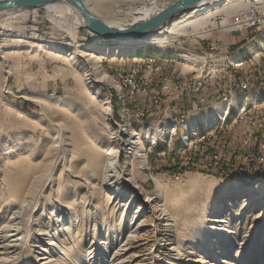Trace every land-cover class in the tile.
I'll list each match as a JSON object with an SVG mask.
<instances>
[{
  "label": "rangeland",
  "instance_id": "obj_1",
  "mask_svg": "<svg viewBox=\"0 0 264 264\" xmlns=\"http://www.w3.org/2000/svg\"><path fill=\"white\" fill-rule=\"evenodd\" d=\"M37 12L35 18L29 14L20 23L25 32L9 26V31L0 34V55L3 56L0 57V228L7 221L20 228L13 238L16 240L12 241L17 246L5 264H41L43 259L40 258L49 255L44 250H52L54 256L62 257L50 243L60 245L61 251L64 248L81 250L85 259L83 264H89L87 252L94 249L91 244L95 243L101 252H105V247L108 249L104 256L108 260L117 244L105 240L104 233L119 232L123 213L122 209L115 212L109 207L110 192L99 186L98 172L89 159L93 152L102 149L105 144L102 138L108 132L102 105L93 97V89L84 82L82 75L73 71L74 67L64 60V56H52L47 48L40 52L37 46L28 44L34 27L36 39L43 41L38 42L41 45L54 36L44 10L39 8ZM78 32L80 37L89 36L85 28ZM242 35L244 33L233 37L232 42L241 41ZM55 36L69 40L63 31ZM181 37L161 45L144 44L131 51L123 48L118 54L120 50H117L115 57L99 54L102 73L117 82L120 74L141 65L142 61H161L159 56L170 59V65L166 67L172 69L175 64L183 63L179 60L180 48L191 49L190 46L196 45L193 36L185 42ZM179 41L182 44H178ZM95 42L113 48V42L118 41L99 38ZM204 59L208 61L210 57L204 56ZM139 69L144 81L146 73L142 66ZM256 84L255 87L259 85ZM160 85V74L154 73L153 81L144 85L145 93L133 100L128 99L124 90L123 105L118 107L113 102L111 107L112 121L123 129L122 139H131L132 133L137 132L136 136L143 141L147 167L138 177L146 174V178L143 182L138 178L139 183L145 192H149L154 186L151 175H164L163 186L169 207L181 221L197 220L204 231L206 244L218 253L219 259L237 258L244 264H264V190L246 191L232 186L234 181L247 186L255 181L264 182V174L250 172L246 176L232 177L238 171L230 172L229 176L208 169L209 173L190 169L193 158L195 164L206 169L199 162L201 152L194 146L191 149L184 147L182 142L185 131L181 122L184 119L187 123L182 116L190 115L192 109L188 112L186 108L181 117V113L174 114L171 106L175 100L168 95L163 96L167 98L163 101ZM105 93H114V88H107ZM153 95L155 98L160 96L157 102ZM208 101L217 102L218 94L209 97ZM203 108L199 105L196 111ZM57 122L62 125H56ZM230 123L235 124L236 119ZM166 126L175 127L173 135H170L172 130L169 133L162 130ZM198 127L200 129V125ZM216 129L217 126L212 131ZM151 137L156 139L155 143L151 142ZM157 149H160L159 153ZM166 153L175 156V163L167 162ZM175 164L177 170L166 169ZM202 175L204 178L200 177ZM64 205H70L71 210H64ZM137 206L136 202L128 208L126 223L135 220ZM14 213L19 218L13 221ZM146 215L145 211L141 218L145 219ZM63 228L67 231L63 232ZM66 236H71V241ZM113 237L118 240V235ZM183 240L179 244L185 249L182 261L165 259L161 255L155 264H218L201 249L194 252L191 244ZM105 241L109 244L101 243ZM160 242L164 247V241ZM144 263L149 264L148 260Z\"/></svg>",
  "mask_w": 264,
  "mask_h": 264
},
{
  "label": "bare ground",
  "instance_id": "obj_2",
  "mask_svg": "<svg viewBox=\"0 0 264 264\" xmlns=\"http://www.w3.org/2000/svg\"><path fill=\"white\" fill-rule=\"evenodd\" d=\"M80 1L91 13L98 16L107 25L123 29L152 17L174 0ZM244 5L242 0H201L189 10L174 15L173 18L167 20L162 26L156 28L147 36L135 40H117V43L113 42V48L95 42L99 38L103 41L102 37L85 27V20L79 9L67 0L47 2L34 7L24 6L0 10V34H2L5 30L9 31V26H14L16 30L21 28L19 30L22 33L25 32L24 26H21L20 23L25 21L29 14H32V17L35 18L38 13L37 10L42 8L52 24L54 36L44 42L45 45H41L38 42L43 41L36 39L37 34L32 30L35 29L34 27L31 28L30 36L28 37L31 41L28 44L34 47L37 46L40 52L47 48L52 56H64V60L74 67L73 71L82 75L84 82L89 85L90 89H93V97L97 98L102 105V116L108 126V132L102 138V142H105L102 145V149L99 152H93L89 159L95 165V171L98 172H95V174L97 173L99 176V186L110 192L108 196L109 207L115 212L122 209L121 219L123 225L118 229V233L116 230H111L109 233L105 231L104 233L105 240H109L110 244H117V248L110 254L108 260L107 258L105 260L104 257L108 249L105 247V249L103 248L105 252H101L97 247L99 245L94 243L91 244V248L95 246L94 249H89L87 252V255H89L86 260L89 261V264H133V262H135L134 264H146L144 263L146 260H148L149 264H155V260H158L161 255L165 259L182 261L183 256H185L183 245H179L182 238L191 244V249L194 252L201 249L207 254V257L215 260L218 264H238V261L240 264H244L237 258L232 260L219 259L218 253L210 245L206 244L204 231L201 225L196 222L197 220L184 222L177 219L176 214L167 202L168 198L165 195L163 186L164 175H151L154 184L153 189L149 192L144 191L143 185L138 180L140 178V181L143 182L146 178V174L138 177L141 170L147 167V156L143 141L136 136L137 132L132 133L131 139H122L121 131L123 129H119L120 126L112 121V103L114 102L118 107L120 104L123 105L126 85H124L122 79L114 82V80L111 81L107 75L102 73L100 65L102 58L99 55L104 54L109 57L110 55L115 57L117 50H120L117 52L118 54L123 52V48L131 51L144 44L161 45L175 40L178 36L191 37L196 35L204 37L210 29L209 27L214 25L216 15L222 14L227 17L238 8L244 7ZM80 28H85L89 36L80 37L78 32ZM60 31H63L68 36V41L55 36V33L58 34ZM180 49L182 52L179 60L183 62L184 66L193 69L201 77H209L214 75V73L228 69V67L237 68L239 65H244L246 62H251L255 58L264 56V35H255L252 40H246L240 46L232 47V51H224V54L220 55L208 56L207 53L196 49H184L182 47ZM204 56L210 57V60L206 61ZM0 57L2 58L3 56L0 55ZM158 60L170 62V59H162L160 56ZM5 72L8 73L7 70ZM256 85L255 83L251 87L248 82H239L237 87H232L231 93L218 94L217 102L207 103V100L202 101L200 106L204 107L203 109L196 111L197 106H194L190 115H183L182 117H185L189 124L188 126L184 119L181 122L185 131L182 137L184 147L187 148L194 143H204L208 136H212L220 130H226L227 121L230 123L236 119L237 122L243 119L245 112L256 109L259 106L261 107V112H259L258 130L264 131V84H259L255 87ZM109 87L114 88V93H109L108 95L105 92ZM121 110H124V108ZM182 114H180V117ZM56 125H62V122H57ZM215 126H217V129L212 131ZM149 128L148 126V130ZM162 130L168 133L172 130L170 135H173L175 127L172 129V127L166 126ZM206 132L207 134L204 135ZM151 138V142L155 143L156 139L154 137ZM123 151L125 153L121 158ZM259 174H264V172ZM203 176L200 177L204 178ZM232 186L233 188L242 187L246 191L253 189L264 190V182L262 181H255L251 186L234 181ZM247 195L249 196L250 194ZM136 202L138 206L135 213L137 212L138 215L134 221L131 219L126 223L127 210ZM64 210L69 212L71 210L70 205H64ZM145 211L148 215H146L145 219H142L141 217ZM11 218L14 221L19 218V215L14 213ZM108 227L109 225L106 230ZM65 230L66 228L62 229L63 232L67 231ZM19 232L20 228L11 221H7L1 226L0 264H5L8 257H10L8 255L16 248L17 245L12 243V241L16 240L13 238ZM116 235H118V240L113 239V236ZM66 238L71 241V236H66ZM160 241H164V247L161 246ZM61 243L65 242L62 241ZM101 243L109 244L107 241ZM50 244L56 250L58 249V253L62 254V257L59 255L54 256L52 250H44L49 255L40 258L43 259L41 264H83V260L85 262L81 255V250L73 249L68 251L64 248L65 250L61 251L59 249L60 245H57V243ZM145 255L147 258H144ZM101 256L104 258L102 259ZM259 264L261 263L259 262Z\"/></svg>",
  "mask_w": 264,
  "mask_h": 264
},
{
  "label": "built area",
  "instance_id": "obj_3",
  "mask_svg": "<svg viewBox=\"0 0 264 264\" xmlns=\"http://www.w3.org/2000/svg\"><path fill=\"white\" fill-rule=\"evenodd\" d=\"M242 3L244 7L227 17L216 15L214 25L209 27L204 37L193 36L196 45L190 48L207 53L208 56L220 55L224 51H232V47L240 46L246 40H252L255 35H264V0H242ZM242 33L241 41L232 42L233 37H240ZM181 38L185 42L188 37ZM178 44L182 43L179 41ZM140 63L119 75L126 85L128 99L134 100L145 93L144 85L153 81L154 73H159L161 96H173L175 102L171 108L176 115L183 113L186 108L202 105V101L216 94L231 93L232 87H237L239 82L264 84V56L237 68L228 67L209 77H201L183 64H175L174 68L167 69L170 62ZM141 66L146 73L144 81L140 77ZM159 97L154 101L157 102ZM163 98V101L167 99ZM259 112L261 109L258 107L248 110L243 119L235 124L227 123V130H220L208 136L204 143H197L195 148L201 152L199 162L203 167L224 175L243 168L254 174L264 172V131L258 130Z\"/></svg>",
  "mask_w": 264,
  "mask_h": 264
},
{
  "label": "water",
  "instance_id": "obj_4",
  "mask_svg": "<svg viewBox=\"0 0 264 264\" xmlns=\"http://www.w3.org/2000/svg\"><path fill=\"white\" fill-rule=\"evenodd\" d=\"M57 0H0V10L17 7H34L40 6L47 2ZM70 4L76 6L85 20V27L100 35L103 40H135L145 37L156 28L162 26L167 20L174 15L185 12L192 8L201 0H174L152 17L134 23L126 28L120 29L104 23L98 16L94 15L80 0H67Z\"/></svg>",
  "mask_w": 264,
  "mask_h": 264
},
{
  "label": "trees",
  "instance_id": "obj_5",
  "mask_svg": "<svg viewBox=\"0 0 264 264\" xmlns=\"http://www.w3.org/2000/svg\"><path fill=\"white\" fill-rule=\"evenodd\" d=\"M217 95V94H216ZM216 95H214V96H216ZM203 106H205V105H203ZM187 109H189L188 110V112L190 111V109H192V108H187ZM191 112V111H190ZM115 117L116 118H118V116L117 115H115ZM196 144L197 143H195V144H192V145H190V147H189V149H191V146H196ZM193 148V147H192ZM188 149V150H189ZM157 152L159 153L160 152V149H157ZM164 158L165 159H167V162H174L173 160H175V156L173 155V154H171V153H166L165 154V156H164ZM193 160L194 161H192L191 163H190V169H194V170H198V171H201V172H206V173H209V171L207 170V169H202L201 167H199L197 164H195L194 162H195V160L196 159H194L193 158ZM176 161V160H175ZM175 163V162H174ZM175 166H177L176 164L174 165V166H170V167H168V168H166L167 170H172V171H175V170H177L176 168H175ZM233 172H236V171H233ZM248 173H250V172H247V170H246V168H243L242 170H238V172L237 173H233V175H232V177H241V176H246ZM253 174H254V172H252ZM258 174V173H257ZM230 176V175H229Z\"/></svg>",
  "mask_w": 264,
  "mask_h": 264
},
{
  "label": "crops",
  "instance_id": "obj_6",
  "mask_svg": "<svg viewBox=\"0 0 264 264\" xmlns=\"http://www.w3.org/2000/svg\"><path fill=\"white\" fill-rule=\"evenodd\" d=\"M207 103H211L210 101H208Z\"/></svg>",
  "mask_w": 264,
  "mask_h": 264
}]
</instances>
